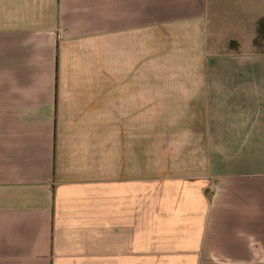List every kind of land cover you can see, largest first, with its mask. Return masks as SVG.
Returning <instances> with one entry per match:
<instances>
[{"label": "crops", "instance_id": "0c3cea01", "mask_svg": "<svg viewBox=\"0 0 264 264\" xmlns=\"http://www.w3.org/2000/svg\"><path fill=\"white\" fill-rule=\"evenodd\" d=\"M206 2L0 0V264H264L259 17Z\"/></svg>", "mask_w": 264, "mask_h": 264}, {"label": "rangeland", "instance_id": "374dc122", "mask_svg": "<svg viewBox=\"0 0 264 264\" xmlns=\"http://www.w3.org/2000/svg\"><path fill=\"white\" fill-rule=\"evenodd\" d=\"M206 7L208 26L212 22L210 31L217 40H237L241 46L252 37L255 20L264 16V0H207ZM229 43L226 40V49L234 47Z\"/></svg>", "mask_w": 264, "mask_h": 264}, {"label": "trees", "instance_id": "16d2710c", "mask_svg": "<svg viewBox=\"0 0 264 264\" xmlns=\"http://www.w3.org/2000/svg\"><path fill=\"white\" fill-rule=\"evenodd\" d=\"M251 43L256 52L264 54V16L255 22V34ZM229 45L231 47L233 44L230 42Z\"/></svg>", "mask_w": 264, "mask_h": 264}]
</instances>
